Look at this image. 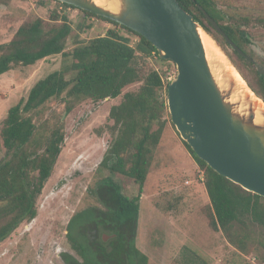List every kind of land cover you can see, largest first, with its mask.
<instances>
[{"label": "trees", "instance_id": "1", "mask_svg": "<svg viewBox=\"0 0 264 264\" xmlns=\"http://www.w3.org/2000/svg\"><path fill=\"white\" fill-rule=\"evenodd\" d=\"M178 1L189 13H193L191 6L195 7V2L206 10L209 7L208 0ZM0 3L7 6L9 0ZM79 10L84 13V21L75 27L67 16L56 11L47 20L35 16L22 23L12 39L0 44V76L15 65H34L51 55L61 54L63 61L61 69L38 80L26 100L12 106L4 119L1 136L9 157L0 161V243L21 223L37 217V197L53 172L65 140L64 118L84 100L116 98L119 102L109 111L111 140L98 167L111 175L104 176L91 190L103 206L88 207L71 217L66 236L73 253L63 251L61 259L65 264H147V255L136 246V234L141 190L151 171L155 150L171 121L167 99L161 94L165 90L164 74L155 65H148L157 49L144 36L115 21ZM208 12L218 20L213 12ZM199 14L203 16L200 11ZM93 16L125 28L130 35L110 29L105 35L82 37L85 29L92 27L85 24V19ZM198 19L194 16V20ZM201 26L219 36L212 25ZM131 34L138 37L136 46L131 44ZM71 38L73 47L67 49ZM157 59L158 64L170 62ZM136 83L138 88L122 93L125 87ZM258 85L249 83L264 100L263 75ZM52 99L63 100L64 114L57 116L54 125L36 124L32 114ZM37 133L46 140L43 146L36 144ZM184 144L203 170L210 226L221 230L228 242L240 249L249 238V226H255L258 244L264 249V197L219 174L186 141ZM115 173L134 179L140 186L139 193L132 197L124 194L112 176ZM89 223L102 231L99 237L90 239L86 235L83 228ZM237 230L242 231V238H236ZM104 233L110 236L108 240Z\"/></svg>", "mask_w": 264, "mask_h": 264}, {"label": "rangeland", "instance_id": "2", "mask_svg": "<svg viewBox=\"0 0 264 264\" xmlns=\"http://www.w3.org/2000/svg\"><path fill=\"white\" fill-rule=\"evenodd\" d=\"M214 1L229 16L250 12L255 17L264 13V0ZM56 11L67 16L74 27L84 21L81 10L65 7L55 0H9L7 6L0 3V44L12 39L22 23L35 16L47 20ZM88 23L92 27L85 29L82 34L85 38L105 35L110 29L130 35L125 28L95 16L86 18L85 24ZM210 36L241 73V88L236 84V91L252 95L253 91L247 88L249 83L255 86L251 68L224 50L219 36L215 33ZM130 37L131 44L136 46L138 37ZM258 46L255 43L257 50ZM72 47L71 38L67 49ZM148 62L150 67H163L161 71L164 67L177 69L172 61L158 64L157 58L150 57ZM62 66V55L56 54L34 65H15L0 76V161L9 157L1 136L8 110L24 102L38 80ZM224 77L228 82L234 79L227 71ZM138 86L139 83L129 85L122 93ZM167 88L161 92L164 99H167ZM257 98L256 101L263 105V101ZM118 102L116 98L98 102L87 99L64 118L65 140L53 172L37 197V217L21 223L0 243V264H64L61 252L73 253L66 236L69 220L88 207L103 206L91 190L104 176L111 175L108 170H99L98 167L111 140L109 111ZM64 110L62 99H52L32 115L38 125H54ZM36 135V144L43 146L46 141L43 134ZM112 176L120 183L124 194L132 197L139 193L140 186L134 179L120 173ZM203 178V170L185 146L176 126L168 121L140 196L136 246L147 255V264H264V249L258 244L255 226H249V238L243 242V249L230 244L221 230L210 226L209 196ZM83 230L90 239L102 234L95 224L87 225ZM242 237V231L237 230L236 238ZM109 238L104 233V239Z\"/></svg>", "mask_w": 264, "mask_h": 264}, {"label": "water", "instance_id": "3", "mask_svg": "<svg viewBox=\"0 0 264 264\" xmlns=\"http://www.w3.org/2000/svg\"><path fill=\"white\" fill-rule=\"evenodd\" d=\"M57 1L136 31L155 46L160 59L175 63L178 74L168 85L167 104L182 139L219 174L264 197V119L256 121L257 112L264 115V109L250 93L236 91L234 77L230 82L224 77L225 85H220L200 30L209 33L178 0H118L116 11L94 0Z\"/></svg>", "mask_w": 264, "mask_h": 264}, {"label": "flooded vegetation", "instance_id": "4", "mask_svg": "<svg viewBox=\"0 0 264 264\" xmlns=\"http://www.w3.org/2000/svg\"><path fill=\"white\" fill-rule=\"evenodd\" d=\"M208 1L209 7L207 10L213 12L218 20H215L210 13L197 2H195V7L191 6V11L193 12L191 14L199 17L197 21H200V23L210 24L214 27L206 18L203 12V10H205L214 21L218 23L222 30L227 29L228 34L225 30H223L225 34L216 30L219 33L224 50H228L232 57L241 61L246 67L251 68L253 79L256 85H258V83H260V76H264V73H261L258 69L259 66L264 69V13H258L255 17H253L250 12H242L235 16H229L216 5L214 0ZM199 11L203 13V16L199 14ZM255 43L259 45L258 50L255 48ZM87 225H91V223Z\"/></svg>", "mask_w": 264, "mask_h": 264}, {"label": "bare ground", "instance_id": "5", "mask_svg": "<svg viewBox=\"0 0 264 264\" xmlns=\"http://www.w3.org/2000/svg\"><path fill=\"white\" fill-rule=\"evenodd\" d=\"M94 1L98 5L104 6L113 11H116L118 8V0H94ZM200 35H201V38H202V41H203V44L206 50L207 58L211 64L212 71L214 75L216 76V79L218 80L220 85L222 86L225 85L224 73L227 71L230 73V75H232L235 78L237 84L240 86V80H242V76L240 75L241 73H239L236 70V68L228 61L227 57L222 52V50L219 48V46L215 43L212 36H210L203 30H200ZM252 97L255 100L258 99L257 98L258 96L254 92H252ZM262 104H263L262 108L264 109V103L262 102ZM263 119H264V115L260 111H258L256 115V121L259 122V121H262Z\"/></svg>", "mask_w": 264, "mask_h": 264}, {"label": "built area", "instance_id": "6", "mask_svg": "<svg viewBox=\"0 0 264 264\" xmlns=\"http://www.w3.org/2000/svg\"><path fill=\"white\" fill-rule=\"evenodd\" d=\"M122 35L129 36V35L125 34V33H122ZM157 52L156 51H153L151 57H153V58L159 57ZM162 68L163 67H161V66H156V69L159 70L161 72V74H164L163 75L164 85H165V87H167L173 80L176 79L177 74H178V71H177V69L175 67H170V68H166V69L164 67L163 70L164 71L166 70L164 72V71H161Z\"/></svg>", "mask_w": 264, "mask_h": 264}]
</instances>
